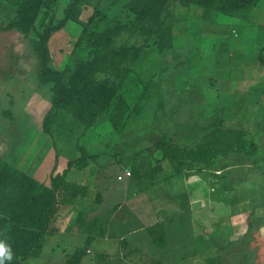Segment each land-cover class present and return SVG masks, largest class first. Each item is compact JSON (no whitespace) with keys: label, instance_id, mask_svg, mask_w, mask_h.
Masks as SVG:
<instances>
[{"label":"rangeland","instance_id":"rangeland-1","mask_svg":"<svg viewBox=\"0 0 264 264\" xmlns=\"http://www.w3.org/2000/svg\"><path fill=\"white\" fill-rule=\"evenodd\" d=\"M70 1L54 0V18L63 16ZM168 1L169 20L177 33L183 31L186 19L193 21L202 13V8L186 7L177 0ZM129 2L81 0L76 18L53 33L47 42L49 67L58 71L66 69V78L69 79L78 62L91 59L111 47H144L146 39H152V36L144 33V21L135 22ZM30 5L28 0H0V164L29 175L36 183V192H44L50 189L52 177L61 174L66 163L79 156L78 150L83 147L87 153L98 155L110 184H123L125 178L120 181L116 175H123L125 166H130L131 177L140 190L152 189L155 193L156 189H161L167 195L163 197V202L180 207L177 212L168 208L161 215L162 220L153 214L155 220L151 224H143V230L127 235L119 242V248L110 238L101 243L97 252L86 251L81 264H264V112L254 110L264 101V94L257 95L256 100L254 96L251 99L246 97V100L250 99V106L244 101L242 105L243 108L246 106L247 112L241 111V107H237L239 111L235 112L226 110V107L220 108L214 99H209L203 107L199 104L191 107L177 104L171 89L164 92L162 100L159 90L153 97L149 85L145 84L149 83V79L162 85L167 76L173 79L175 71H181L182 79L202 72L197 57L207 43L203 45L190 40L187 46L174 51L165 49L162 53L151 46L150 51L147 50L151 54H142L138 60L140 70L151 75L150 78L144 83L132 72L120 90L130 110L123 131L116 132L106 115L90 127L75 120L70 108L52 105L53 84L42 77L40 57L35 46L51 12L41 7L33 28L27 34L16 28H7L18 13L29 10ZM95 9L98 11L95 18L88 22ZM101 77L97 75L98 79ZM258 87L264 90V84ZM135 103L142 105L139 114L131 110ZM112 108L107 110V115ZM160 117H165V120L162 122ZM215 117L222 118L224 127L247 131V137L261 144L262 149L252 159L242 154H230L216 158L210 166L182 168L179 172H175L174 164L168 159L169 164H165V168L153 172L152 168L163 159L154 157V152H138L152 145L154 139L164 133L163 124L166 127L194 125L196 122L207 125ZM201 130L198 134L191 133L190 140L181 142L170 128L172 134L168 141L192 147L205 134V130ZM158 156L161 157L159 151ZM6 190L8 188L0 190V220L6 204ZM98 193L96 200H99ZM156 194L152 200L158 204L161 199L159 193ZM63 198L61 193L56 194L57 202ZM191 199L207 211L198 212L193 218L189 208ZM110 202L113 205L104 208ZM115 202L114 194L104 195L101 219L110 218ZM79 206L86 209L90 216L96 214L95 209L84 202ZM215 207L221 208L216 210ZM212 211H217L224 222L215 225L216 229L204 228L200 224L202 218L208 223H215ZM68 217L54 222L65 225L68 232H80L74 220ZM116 229L118 227L110 229L111 233H117ZM160 236L164 240L163 248L154 244ZM81 239L80 233L47 237L43 251L29 257L26 264H64L62 252L53 255L49 245L59 242L66 246L67 253L72 254L83 244ZM71 264H76L74 258H71Z\"/></svg>","mask_w":264,"mask_h":264},{"label":"trees","instance_id":"trees-1","mask_svg":"<svg viewBox=\"0 0 264 264\" xmlns=\"http://www.w3.org/2000/svg\"><path fill=\"white\" fill-rule=\"evenodd\" d=\"M80 1L71 0L63 16L56 19L52 7L54 0H28L31 4L29 10L19 12L7 28H16L27 34L34 26L40 8L46 7L51 14L41 33L38 34L35 50L40 57L43 79L53 84L52 105L70 108L75 120L84 122L90 127L102 115H106L113 129L121 133L130 110L129 103L124 96L122 97L120 90L127 76L133 72L135 62L143 50L150 45L155 46L160 53L165 49H171L174 39L179 36V33L174 32L173 23L169 20L170 1L130 0L129 9L134 15L135 22L144 21V33L151 35L152 39L147 38L144 47L141 45L111 47L102 54L78 62L70 78L67 79L66 69L58 71L49 67L47 42L53 33L76 18ZM177 1L186 7L202 8L203 17L208 18L213 12L233 15L239 10H249L258 0ZM164 9L165 13H163ZM97 12L95 9L88 22L95 18ZM258 63L264 65V56H258ZM97 75L102 77L98 79ZM111 106L113 110L107 115V110ZM131 110L134 114H139L142 105L135 103ZM205 131L200 141L192 147L177 145L168 141L169 138L161 137L146 147L145 151L150 153L159 151L161 153L159 160L168 159L174 164L175 172H179L182 168L210 166L216 158L230 154H242L252 159L262 149L261 144L247 137V131L224 127L222 118L215 117L205 126ZM78 152L80 155L68 161L61 174L57 173L52 177L50 189L39 193L36 192V183L32 177L8 165L0 164V190L8 188L4 194L7 199L0 220V242L6 244L13 253L12 261H6L5 264H21L31 256H37L44 235L57 232L56 228L51 227V222L58 206L67 203L68 198L87 196L85 187L66 179V173L71 167L81 170L88 166L89 159L94 158L93 155H88L83 147H80ZM161 168L158 163L152 169L153 172H158ZM57 193H61L64 197L61 202L56 200ZM74 222L86 234V241L82 249L66 260V264H71V258L79 264L93 238L103 237L106 234L107 220L98 217L86 220L79 212ZM154 244L163 248V238L160 236L155 239Z\"/></svg>","mask_w":264,"mask_h":264},{"label":"crops","instance_id":"crops-1","mask_svg":"<svg viewBox=\"0 0 264 264\" xmlns=\"http://www.w3.org/2000/svg\"><path fill=\"white\" fill-rule=\"evenodd\" d=\"M178 33L179 36L173 41L171 48L173 51L178 50L183 46H187L190 40L197 43L202 42L203 45L204 42L207 43L205 49L200 51L197 57L202 72H195L196 74H192V76L187 79H182L181 71H175L172 75L173 79L170 76H167L165 81H163L165 83L162 85L152 82L151 79H149V83H145V79L150 78L151 75H147L140 70L141 64L138 60L142 58V54H145L146 56L151 54V52H147V50L150 51L149 48L153 46L150 45L143 50L141 56L135 62L133 74H137L140 80L149 85L151 96L154 97L159 90L162 100L164 92L171 89L175 94L174 96L177 100V104H187L190 105V107L199 104L203 107L209 99H214L215 104H217L218 107H226V110L229 109L232 112H235L237 107H241V111L242 109L246 111V106L243 108L242 105L243 101L245 105H248L252 96L255 97V100L258 97L257 95L263 96L264 90H261L258 86L264 84V65L258 63V56H264V0H258L255 6L251 9L239 10L233 15H224L213 12L208 18H204L202 13H200L193 19V21L186 19L183 31ZM175 54L178 55V53ZM182 80L184 81L183 83ZM246 97H250V99L246 100ZM254 110L255 112H258L259 110L264 112V101H261L257 106V109ZM237 111H239V109ZM160 118H162V122L165 120V117ZM163 125L165 128L164 133L157 136L154 141L161 137L169 138L172 134H170V128H172L173 132L177 134V139L181 142H185V140H190L189 135L191 133L195 134L197 132L198 134L202 131L201 128L205 130L206 126L200 122H196L194 125H170V127H166L165 124ZM145 149L146 147L138 152ZM87 154L94 156L93 159H89L87 167L81 170L71 167L66 173V179L68 181L77 183L83 187L85 186L87 196L68 198L69 202L58 206V210L51 222V227L56 228L57 232H49L44 235L40 250V252L43 251L44 241L47 237L82 234L81 240L83 244L79 246L78 249H74L75 251L72 252V254L67 253L66 246L59 242L49 245L50 252H52L53 255L59 251L62 252L64 256V264H66V260L69 257L85 246L86 234L83 230L79 229L76 224V228H78L80 232H68L66 231L67 227H65V225H57L54 221L62 220L63 217L67 216L75 221L79 212L83 214L86 220H91L94 217L101 218V211L104 208L107 209L113 205L110 202L107 207L105 206L101 209L105 194H114V199H117V202H115L113 206L110 218L107 219L105 236L93 238L87 249L89 253L93 251L97 252L96 250L101 247V243L110 240V238H112L111 240H113V243H117L116 248H119V242L126 238L127 235H130L132 232H138V230H143L144 227L142 225L146 222L151 224V221L155 220L153 219V214L162 220L163 218L161 215L168 210V208H172L173 212H177V209H180V207L175 204L168 205V203L163 202L165 200L163 197L165 198L166 194L164 195L161 189L160 191L156 189L155 193L152 189L145 188L140 190L131 176L117 179L122 181L125 178V182L120 186L110 184L108 177L103 173L98 155ZM142 155L146 156V153H142ZM153 156L161 158L158 156V151L154 152ZM76 157L78 156H74V158ZM160 164L162 168H165V164L169 163L167 159H163ZM63 167L64 165L62 167L60 166V169ZM130 169V166H125L124 168V170ZM163 170L165 171V169ZM120 174L122 173H118L116 178ZM97 193L99 194V200H96ZM156 193H159L158 196L161 199L158 204L156 200H152V198L157 196ZM83 202L85 205L92 206L95 209L94 212L96 214L90 216L86 209H81L79 203ZM89 202H93L94 205ZM194 202L195 201L191 199L189 205L193 218H195V215L198 212L207 211L205 208L201 209L199 204ZM215 208L216 210H220L221 207ZM208 212L210 213L211 211ZM216 212L217 211H212V213L215 214V223H208L202 218L200 224L203 225L204 228L211 227L212 229H216L215 225L224 222V218L221 215L219 216ZM149 224H146V226ZM113 227H118V229H116L117 233H111ZM29 259L30 258L23 260L21 264H26ZM81 259L79 261L80 264L82 263Z\"/></svg>","mask_w":264,"mask_h":264},{"label":"clouds","instance_id":"clouds-1","mask_svg":"<svg viewBox=\"0 0 264 264\" xmlns=\"http://www.w3.org/2000/svg\"><path fill=\"white\" fill-rule=\"evenodd\" d=\"M13 253L11 249L4 243L0 242V264H5L6 261L11 262Z\"/></svg>","mask_w":264,"mask_h":264},{"label":"built area","instance_id":"built-area-1","mask_svg":"<svg viewBox=\"0 0 264 264\" xmlns=\"http://www.w3.org/2000/svg\"><path fill=\"white\" fill-rule=\"evenodd\" d=\"M131 176V171L130 170H125L124 175H118L117 179H122L123 177H129Z\"/></svg>","mask_w":264,"mask_h":264}]
</instances>
